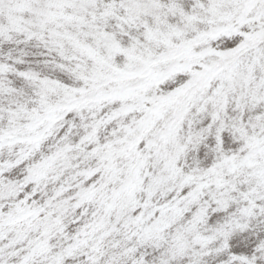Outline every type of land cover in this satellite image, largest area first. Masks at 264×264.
Returning <instances> with one entry per match:
<instances>
[{"label":"snow or ice","instance_id":"obj_1","mask_svg":"<svg viewBox=\"0 0 264 264\" xmlns=\"http://www.w3.org/2000/svg\"><path fill=\"white\" fill-rule=\"evenodd\" d=\"M0 264H264V0H0Z\"/></svg>","mask_w":264,"mask_h":264}]
</instances>
